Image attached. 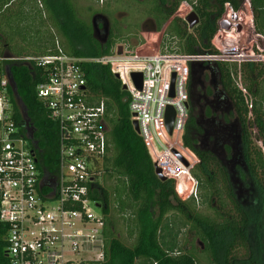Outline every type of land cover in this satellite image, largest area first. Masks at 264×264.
<instances>
[{
    "label": "trees",
    "instance_id": "trees-1",
    "mask_svg": "<svg viewBox=\"0 0 264 264\" xmlns=\"http://www.w3.org/2000/svg\"><path fill=\"white\" fill-rule=\"evenodd\" d=\"M123 1L127 0H114V10H105V13L112 18ZM182 1L198 17V24L191 30L175 15ZM243 1L143 0L138 5L143 16L154 20L156 33L162 32L159 45L162 53L217 56L219 52L213 48L212 40L225 7L236 13ZM251 7L257 27L261 29L264 0H251ZM123 24L114 21L108 43L101 46L93 38L90 24L79 17L72 0H0V57L51 54L55 42L66 55L75 58L108 56L118 43H127L135 32L137 34L136 26L129 24L124 29ZM137 42L142 44L139 38ZM261 66L256 62L212 63L210 70L216 75L220 88L213 97L220 104L221 112H213L215 104L208 105L210 90H198L199 107L189 111L182 138L184 147L198 160L190 172L197 184L198 199L181 201L174 193L172 181H160L156 177L143 142L131 126L128 95L110 67L95 63L81 65L88 101L104 105L107 146L100 166L98 193H103L106 200L113 194L117 212L129 210L135 234L130 246L113 235L109 200H105L101 212L103 261L99 264H264V156L261 149L264 148V114L260 112V102L251 103L250 110L245 102V95L258 94L257 81L261 75L264 83ZM2 75L8 76L5 90L14 122L21 134L29 136L39 173L54 175L58 160L56 126L46 118V110L35 94L36 85L46 79L43 70L32 63L3 61L0 77ZM235 79H239L242 86H237ZM190 93L188 90L189 104ZM203 119L220 123L224 120L226 124L230 119L240 121L247 173H240L239 180L248 189V198L244 192H239L238 183L231 179L221 161L210 151L197 148L204 139ZM249 128L253 129L260 148L252 144ZM112 179H116L117 184L109 190L107 182ZM251 187L255 191H251ZM95 198L98 200L97 194ZM200 203L208 214L198 210ZM172 215H177L181 227L192 235L189 247H177L174 239L179 230L173 231ZM6 231L7 226L0 222V264H7ZM194 241L201 248H197Z\"/></svg>",
    "mask_w": 264,
    "mask_h": 264
},
{
    "label": "built area",
    "instance_id": "built-area-1",
    "mask_svg": "<svg viewBox=\"0 0 264 264\" xmlns=\"http://www.w3.org/2000/svg\"><path fill=\"white\" fill-rule=\"evenodd\" d=\"M190 10V6H188ZM227 51V48H224ZM241 55L186 56L162 53L159 46L145 50L140 45L122 56L75 58L55 42L54 52L3 61L34 64L44 79L35 87L36 98L46 118L56 126L58 160L55 174L37 169L28 134H21L8 102V76L0 77V222L7 264H99L103 261L102 214L96 215L100 166L106 154L104 105L88 101L81 65H108L127 93L130 122L154 167L164 180L174 183V192L184 201L197 200V184L191 177L198 163L183 145L188 119V80L202 61ZM247 61L254 57L249 54ZM131 74L142 76L137 90ZM172 86L173 96L170 97ZM241 89V88H240ZM242 90V89H241ZM173 111L172 129L165 112ZM99 209H101L99 207ZM102 210V209H101Z\"/></svg>",
    "mask_w": 264,
    "mask_h": 264
},
{
    "label": "rangeland",
    "instance_id": "rangeland-1",
    "mask_svg": "<svg viewBox=\"0 0 264 264\" xmlns=\"http://www.w3.org/2000/svg\"><path fill=\"white\" fill-rule=\"evenodd\" d=\"M76 11L78 12L79 17L85 21L89 22L91 15L94 13V10H102V8L107 4L108 8L111 9L113 7V0H72ZM124 2V1H123ZM119 4L117 6L116 12H117V18L120 20L122 19L124 24H131L135 25L137 28V35L132 36L128 39L127 43H118L116 46L121 45L123 47L124 51H132L135 48L139 47L141 44H138L137 40L138 38L142 40V45L145 46L146 49H152L160 45L161 38H162V32L160 33H154V32H142L143 28H149L150 25L148 23L145 24V21L147 19L141 18V13L138 0H128L127 2ZM186 2V1H185ZM136 3V4H135ZM102 6V7H101ZM188 4L184 3L183 1L180 3L176 16L184 19L190 12H193V10L188 9ZM225 18L226 21L231 24L233 27L228 30H219L214 36L212 40V46L218 54H235V55H241L243 57V62L247 61L246 57L249 54H253L254 57L252 58L251 62H256L258 64H261V69L264 71V32L261 30L264 29V26L260 29L257 27V21L253 17L252 14V7H251V0H244L241 4L240 9L234 13L232 12L229 7H225L224 15L221 17ZM220 19V20H221ZM102 30H100V34ZM136 34V32H135ZM227 48V51L224 50V48ZM116 48V47H115ZM229 57H220L218 59H213L209 61H202L200 63V66L193 67V73H194V82L196 81H203L202 86H205L206 90H210L211 95L207 97V101L209 102V106H212L211 103L212 100L215 98L213 97V94L216 90H220L219 86L217 85V77L216 75H213L210 67L212 63L214 62H225L230 64H236L237 61L240 59H236V61H231ZM242 62H240L241 64ZM200 69H204L200 75V77H197L199 75L198 72H200ZM202 76V77H201ZM212 81V82H211ZM236 85L238 86L241 84V81L239 79H235ZM263 82V76L261 75V78L257 81L258 84V94L255 97H250L245 95V102L250 110L251 103H258L261 104V113L264 114V83ZM242 86V84H241ZM195 88H199V85L196 84ZM252 119V115L249 114V120ZM248 133L250 134L251 142L253 145L260 148V144L257 142V138L255 137L253 129H248ZM262 149V154L264 156V148ZM243 170H240L242 172ZM103 178V177H102ZM116 179H112V181L107 182L108 189L111 190L115 188L116 186ZM111 188V189H110ZM239 188L241 192H244L243 194L247 197V190L243 185H239ZM251 187V191L254 190V188ZM255 191V190H254ZM249 192V191H248ZM175 193V192H174ZM176 195V193H175ZM176 197L181 200L178 195ZM114 198V200H113ZM248 198V197H247ZM198 199V194H197ZM122 200L123 197H122ZM182 201V200H181ZM248 201V200H247ZM109 217L111 221L113 222L112 230L113 235L120 239L125 245L130 246L133 244L135 239V234L133 232V224H132V215L129 212V210H125L122 213L117 212V203L115 202V197L113 194L109 197ZM198 210L202 213L208 214L206 209L201 206V203L198 204ZM93 212L96 215H100L102 210L99 208L94 207ZM172 223H173V231L177 232V237L174 239L176 242L177 247L180 248H186L189 247L191 236L188 235L187 229L184 227H181V221L177 215H172L171 217ZM194 245L199 248L200 245L198 242L194 241ZM201 248V247H200Z\"/></svg>",
    "mask_w": 264,
    "mask_h": 264
},
{
    "label": "flooded vegetation",
    "instance_id": "flooded-vegetation-1",
    "mask_svg": "<svg viewBox=\"0 0 264 264\" xmlns=\"http://www.w3.org/2000/svg\"><path fill=\"white\" fill-rule=\"evenodd\" d=\"M128 1V0H127ZM127 1H124L127 2ZM142 2L143 0H138ZM167 3H170V0H166ZM106 2V0H105ZM114 3V0H113ZM104 6L102 10H94V13L91 15L89 20V24L92 28L93 38L98 42L99 45L103 46L108 43V39L110 36V29L111 25L114 21L118 22L119 24L123 22L122 19H118L116 16L118 15L116 11L112 13V18H110L106 13L105 10L108 12H112L114 10V4L111 9L108 8V5ZM101 6V7H102ZM141 9V7L139 6ZM104 11V12H103ZM141 12V10L139 11ZM141 18L147 19L145 24L148 23L150 25L149 28H143L142 32H154L156 33V24L151 17L143 16L141 13ZM185 19V18H184ZM184 19H182L184 21ZM126 25L123 24L122 28H126ZM131 25V24H130ZM135 27V25H131ZM136 28V27H135ZM137 29V28H136ZM100 30H102V34H100ZM134 30V28H133ZM134 32V31H133ZM138 34V33H137ZM133 34V35H137ZM204 69H200L198 72L199 75L196 76L200 77L203 73H201ZM202 77V76H201ZM194 73L191 70L190 77H189V86L188 90H191V103L189 104L188 101V113L190 110H194L197 106L199 107V94L198 90H206L205 86H202L203 81H196L194 82ZM212 82V81H211ZM196 84L199 85V88H195ZM215 98V97H214ZM212 104H215V108L213 112H221L220 104L217 103L216 98L212 100ZM197 107V108H198ZM203 108L201 109V113L203 114ZM225 110V109H224ZM201 128L204 131V139L199 144H197V148L210 151L219 161L223 163V165L227 168L229 174L231 175V179H233L239 185H242L239 180L240 173H247V168L243 161V149H242V126L239 120L237 119H230L226 124L224 120L217 122L214 119H203L201 121ZM211 141H210V140ZM226 147L228 150L226 151ZM240 170H243L240 172ZM239 192H241L239 190ZM98 195V203L97 205L102 209L105 203V196L103 193H97ZM109 200V199H108ZM108 200H106L108 202Z\"/></svg>",
    "mask_w": 264,
    "mask_h": 264
},
{
    "label": "water",
    "instance_id": "water-1",
    "mask_svg": "<svg viewBox=\"0 0 264 264\" xmlns=\"http://www.w3.org/2000/svg\"><path fill=\"white\" fill-rule=\"evenodd\" d=\"M184 22L186 23L187 27L189 30H191L193 27H195L198 24V17L196 16V14L194 12H190L184 19ZM233 26L231 24H229L225 18H222L219 22H218V28L219 30H225L228 31L232 28ZM123 54V47L121 45L116 46L115 48V55L116 56H122ZM131 80L133 81V84L135 86V88L137 90H140L141 88V81H142V76L140 74H131ZM169 96L172 97L173 96V92H172V86L170 88V93ZM165 124H166V128L168 130V132H171V125H172V121H173V111L170 108L166 109L165 112ZM131 126L134 130L135 133L138 132L137 130V125L135 122L131 123ZM154 173L156 175V177L160 180V181H164V178H162L159 174V171L157 169H154ZM97 208H99V206L97 205Z\"/></svg>",
    "mask_w": 264,
    "mask_h": 264
}]
</instances>
